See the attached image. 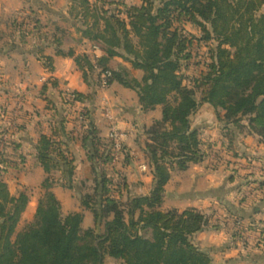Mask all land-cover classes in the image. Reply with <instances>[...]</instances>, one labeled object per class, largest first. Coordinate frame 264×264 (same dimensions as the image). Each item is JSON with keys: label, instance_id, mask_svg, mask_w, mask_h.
<instances>
[{"label": "trees", "instance_id": "trees-1", "mask_svg": "<svg viewBox=\"0 0 264 264\" xmlns=\"http://www.w3.org/2000/svg\"><path fill=\"white\" fill-rule=\"evenodd\" d=\"M140 1L138 5L126 0H78L71 8H82L77 13L80 21L94 16L84 32L77 29L84 33L81 39L98 47L101 40L107 41L97 63L87 54L77 55L68 35L76 24L68 16L54 23L51 38L57 53L69 46L67 54L75 57L94 91L73 92V99L65 96L51 134L41 136L37 156L47 174L45 192L33 219L20 230L30 196L13 195L0 175V264H106L107 257L122 264H216L194 241L209 228L208 216L197 207L164 208L167 185L174 172L187 171L210 155L201 131L193 126V117L207 104L217 111L231 143L244 133L264 142V0ZM14 25L26 43L29 25L27 29L25 23ZM211 41L217 45L209 48ZM203 47L209 48L208 56L196 62L197 48ZM16 48V43L9 47ZM37 51L46 69L54 70V58L43 48ZM120 58L141 71V79ZM193 61L201 67L197 76L185 73ZM97 68L100 74L111 71L110 84L136 90L146 112L162 110L161 118L145 129L143 151L153 172L148 195L134 194L126 177L118 184L111 169L113 143L103 136L89 106L101 86L100 79H93ZM49 83L58 86L55 78ZM49 83L42 88L43 95L48 94ZM46 100L53 104L51 98ZM78 105L82 108L72 115ZM77 114L87 119L84 135L78 138L69 131ZM76 141L87 151L92 176L80 183L75 180L77 156L72 150ZM0 165L10 166L7 152L0 154ZM57 184L78 192L81 211L64 214L53 192ZM84 211L92 213L93 227H84Z\"/></svg>", "mask_w": 264, "mask_h": 264}, {"label": "crops", "instance_id": "crops-1", "mask_svg": "<svg viewBox=\"0 0 264 264\" xmlns=\"http://www.w3.org/2000/svg\"><path fill=\"white\" fill-rule=\"evenodd\" d=\"M15 2L19 4L17 12L23 17L18 16L13 22L19 24L25 23L26 26L32 25L35 27L37 25V19L31 17L32 15L29 11L32 10V12H35V5L49 2V0H43L42 2L40 0H15ZM127 2L129 4H141L140 0H137L136 3ZM73 6L74 3H68L64 11L62 9H56L55 11L48 12L49 17L53 20L52 23L54 24L56 21L68 16ZM20 8L24 10L21 11ZM25 10L29 11L25 13ZM40 11L41 14L45 12L43 10ZM49 32L43 33L45 38L41 42L45 41L46 43L42 45L23 49L21 47L25 43L23 44L21 40L14 37L12 40H15L16 44L18 42L15 50L6 49L5 51L0 49V74H5L3 78L0 77V87L2 88V91L0 89V154L7 152L10 158V166L8 168L0 165V175L8 184L13 195H19L22 192L28 191L30 201L22 220L30 218L29 222L33 219L39 201L45 192L42 184L47 174L40 165L37 156V145L41 136L43 134H51L53 127L56 125L55 117H57L58 111L61 112L64 107L66 92L78 91L88 94L94 91V88L85 81L75 57L67 54L69 47L66 45V48H64L63 46L62 48L66 52L58 54L57 44L50 38L51 35H49ZM81 38L74 39L73 42L75 44L72 42L77 55L87 54L93 62L94 57L98 56L100 58L104 54V51L94 45L92 41L87 38ZM87 47H89V50L84 49ZM39 48H43L45 55L54 58V70L46 69L43 62L38 58L37 50ZM33 60L36 61L33 63ZM120 61L123 62V59L120 58ZM129 68L133 70V73L137 71L138 74H141V71L135 70L130 63ZM9 73L10 77L8 78L6 75ZM51 78L58 80L57 87H53L49 83ZM93 79H100L99 69H94ZM47 83L50 85V90L48 94L43 95L42 88ZM60 92H63V94ZM47 97L53 100V104L48 103L46 100ZM89 106L94 110L95 121L104 137L109 139L111 124H116L121 129L132 130L125 141V148L127 150L126 157L122 159L117 168L124 172L125 177L128 175L126 171L129 170V175L126 179L134 194H150L153 188V172L141 170V164L147 160H139L141 157L139 152L141 153L140 148L143 151L144 145L142 142L147 140L145 129L154 120L161 118V108L146 112L140 104L137 91L119 83H113L106 89L98 86L96 100L92 104H89ZM207 106H203L193 117V126L201 131L203 134L202 137L209 133L211 126L214 127L213 120L209 119L207 121L205 119L207 118V114L204 108L207 110ZM80 108H82L81 105L73 108L72 113L67 108V112L74 115L75 111ZM75 119L70 121L69 131L76 138L82 137L84 135L83 124L79 125ZM209 122L212 123L209 124ZM139 133L141 135H138ZM221 134L222 136L223 134L225 135L222 132ZM241 136L237 138L236 146H239L242 152L247 154L251 153L254 157L256 156V152L260 156L261 154L263 155L260 147L264 145V142H261L252 134L248 135L244 133L243 137ZM205 148L207 149V147ZM72 150L77 156L75 180L80 183L77 175L79 176L80 169L89 170L90 163L88 161L87 151L83 148L81 142H74ZM231 160L226 164L223 163L219 168H215L209 166V161L212 160L210 156H207L204 162L193 164L187 171L174 172L167 185L164 204V208L166 209L197 207L208 216L210 222L209 228L197 234L195 239L198 240V246L202 250L213 256L216 264H223L227 261L233 264H245L246 262L244 261H248L250 257L245 258L244 255L243 258L244 253L241 254V252H246L247 247L251 248L249 250H252L253 246L254 248L255 246L258 247L257 241L260 237L264 236V228H259L258 221L252 217L253 212L247 213L244 209V206L246 208V204L242 203L240 206L237 204L239 199H234L235 195L231 190L233 191L235 186H232V188L230 186L232 182L234 184L235 177L233 174L236 172L232 173V176L230 175V170L235 167L234 160ZM262 168L264 169V166L260 169ZM2 169L5 170L2 171ZM216 170L219 171L216 173H221L224 176V179L220 182H215L216 180H214L216 178ZM239 171L242 172L243 170L240 168ZM60 175L57 172V177L60 178ZM53 192L62 202L63 210L64 208L72 210V212L82 210L80 197L75 190L57 184L53 188ZM261 200H263V197ZM228 202L234 203V205H229L232 212L230 210L228 212L223 210L224 205ZM217 205H220L221 208ZM217 209H219L221 216L225 215V217H228L230 215L229 217L238 219L239 221L236 222L241 224L242 227H245L243 232L237 229L241 226L238 225L237 228L235 227V237L230 236V239H226V235H228L227 230L222 228L219 223H216L218 222L216 216ZM257 210L256 213H258ZM227 213L229 215H226ZM240 217L243 221H241ZM246 220L252 223L250 229L249 226L244 224ZM227 225L229 226L230 223ZM247 232L260 235L256 241V245L254 243L251 245L245 241V235H247L245 233ZM239 238L242 242H240ZM253 259H255L252 260L253 264H264V255L257 254Z\"/></svg>", "mask_w": 264, "mask_h": 264}, {"label": "rangeland", "instance_id": "rangeland-1", "mask_svg": "<svg viewBox=\"0 0 264 264\" xmlns=\"http://www.w3.org/2000/svg\"><path fill=\"white\" fill-rule=\"evenodd\" d=\"M40 1L42 2L43 0H40ZM90 1H92L93 3L95 2V0H90ZM127 1H129L130 3H136L137 2V0H127ZM68 3L69 4H71V3L75 4V3H78V0H73V1L72 0H49V2L38 3L37 5H35V10H36L35 12H32L31 10L30 11L25 10V13L29 11L32 15L31 17H35L37 19V21H39V22L41 21V23H39V27L34 29V30L32 29L33 28L32 25H29L30 29H27L28 25L25 26V28L27 29V31L29 33H27V34L25 33L26 34V39H25L26 43L21 48L26 49V47H28V48H31L32 46L36 47L37 45H42V44L46 43L45 41L41 42V40L45 38L43 33H48V31H50L49 35H51L53 30H55V28H56V26L52 23L53 20L49 17L48 12H52L53 10L55 11L56 9H59V10L62 9L64 11L66 4H68ZM79 7L80 6L78 5L77 10H75V11H74V9L71 10V11H73V15H70V14L68 15V17L71 19L72 24H76L75 27L70 28V33L68 34L73 39L81 38L84 35V33H83L84 30L87 29V27L89 25H91V23H93V21H94V16L92 14H90L88 16L87 20L80 21L79 19H77V17H78L77 13L80 11L82 13V11H83L82 8H79ZM18 8H19V4H17L15 2V0L14 1H12V0H0V49H3L5 51H6V49H9L10 45L15 43V40L14 41L12 40V39H14V37L18 40H23L22 35L20 34V31H19L20 29H17L14 25V22H13L16 18H18V16L23 17L22 15H19L20 14L19 12H17ZM20 10L23 11L24 9L20 8ZM40 10H43L45 12L43 14H41ZM85 21H86V23H85ZM83 23H85V24H83ZM37 25H38V22H37ZM77 29H81V31H83V32H81V31L79 32ZM30 31H31V33H30ZM101 42L102 43L99 44L100 47H102V48L107 47L108 44H107L106 39L101 40ZM17 44H18V42H17ZM90 45H91V43H90ZM216 45H217L216 41H211L209 44V48L212 46H216ZM64 48H66V45L64 46ZM209 48H204V47L203 48H197L195 61L202 63L204 57L208 56L207 51L209 50ZM84 49L89 50V47L84 48ZM82 51H84V50L82 49ZM200 51H202V52H200ZM204 53H206V56L204 55ZM34 61H36V60H33V63H34ZM195 61H193V63L190 65V67H185V73H187V75H189V76L190 75L197 76L200 74L201 67ZM124 62H126V61L123 60L122 65L124 67H128V69L131 70V68H129V63L128 62L124 63ZM131 71H132V74H134L135 78L141 79L142 72H141V74H138L137 71H135L134 73H133V70H131ZM10 73L6 75L8 78L10 77ZM3 75H5V74H0V77L3 78ZM36 76H38V75L36 74ZM190 80H187V81L189 82ZM0 89L2 91L1 87H0ZM60 93L63 94V92H60ZM66 93H65V96H67ZM207 105H208L207 110H206V108H204V111H206V114H207V118H205V119H207V121L210 119V120H213V122H214V127L211 126L209 133L206 134L204 137H202L205 140L204 141L205 147H207V149L209 150V153H210L209 156L212 160V161H209V163H210L209 166L219 168L223 163L226 164L229 161H232L231 159L234 160V162H235L234 166L235 167L232 170H230V175L232 176V173L236 172L235 174H233L235 177V181H234V184H232L233 182L231 183L230 187L232 188V186H235V189L232 191L230 188V190L235 195L234 199H236V200L239 199V201L237 203L238 205L241 206L242 203L246 204V208L244 206V209L247 211V213H252L258 209L257 210L258 213H253L252 217L255 218L256 221H258L259 228L261 227V229H263L264 228V169L263 168L260 169V168L262 166H264L263 165L264 164V145H262L260 147L261 151H263V155L261 154V156L259 154H256L257 152L255 153V155H256L255 157L251 153L247 154V153L242 152L241 148L239 146H236L237 142L231 143L228 135H226V134L225 135L223 134V136H222L221 132L225 133L224 132L225 126L222 122H220V120L218 118L217 111L211 105H209V104H207ZM210 123H212V122H209V124ZM219 124H220V126H219ZM245 134H248V133H245ZM138 135H141V134L139 133ZM243 135L242 136L240 135V136L243 137ZM137 139H138V137H137ZM146 141L147 140H144L142 142V144L144 146L146 144ZM131 145H132V143H131ZM140 151H141V153L139 152V155L141 157L139 158V160L146 159L147 161H144V163L148 167L147 171L152 172V169L150 167L151 166L150 160L146 157V155L144 154V152L142 151L141 148H140ZM234 154L235 155L237 154V156H234ZM238 159H240V160H238ZM149 164H150V166H149ZM117 167H118V165L112 166L111 169H114L113 171L117 173V175H116L117 179L116 180H117L118 184H121V182L124 181V179H125V176H124L125 174H123L124 172L122 170H119ZM240 168L243 170L242 172L239 171ZM218 170L215 171V175H216L215 176L216 178L214 179V180H216L215 182H220L224 179V176L221 173H216ZM126 173H128V175H129V170H127ZM128 175H126L127 178H128ZM87 177L88 178L92 177L91 176V168L89 170L80 169V174H79V176L77 175L78 181L82 182ZM114 192H116V191H114ZM77 194H78V192H77ZM115 195H116V193H115ZM259 195H260V197H259ZM123 196H124L123 197L124 200L127 199V194H123ZM262 197H263V200H261ZM180 203H182V202H180ZM229 205L230 206L234 205V203L233 202L226 203L224 205V209H223L225 212H228L229 210L232 212ZM217 206L221 208L220 205H217ZM217 211L218 212H216V216H217L218 222H216V223H219V225L222 228H225V230H227L228 235H226V237H227L226 239H230V236H232L234 238L235 237L234 236L235 229L238 227V225H241V224L236 222L237 221L236 218L229 217L230 215L228 213L226 215H229V216L225 217V215L221 216L219 209H217ZM70 212H72V210H67L64 208V214L68 215ZM213 213H215V212L213 211ZM84 214H85L84 227L85 228L93 227L95 223H94L93 215L91 214V212L90 211H84ZM229 218H230V220H228ZM29 219L30 218H25L24 220H21V222L18 226L19 230L22 229L29 222ZM240 219H241V217H240ZM219 221H221V222H219ZM241 221H243V220L241 219ZM228 223H230L229 226L231 228L227 225ZM244 224L246 226H249V229H250V225L252 223L249 222L248 220H246ZM237 229H239L240 231L242 230V232H243V229H245V227H242V225H241ZM245 234H247V235H245V241H247L249 244L252 245L254 243L256 245L258 242V244H257L258 247L255 246V248H254V246H253L252 250H249L251 248L247 247L245 250L246 252H241V254L244 253L243 258H244V255H245V258L250 257L248 259V261H244V262H246L245 264H253L252 260H255L253 258L257 254L264 255V254H262V253H264V236L259 238V236H260L259 234H254L251 232H247ZM258 238H259V240L257 241ZM194 241L198 245V243H199L198 240L194 239ZM240 242H242L241 239H240ZM106 264H122V261L115 259V258L107 257Z\"/></svg>", "mask_w": 264, "mask_h": 264}, {"label": "built area", "instance_id": "built-area-1", "mask_svg": "<svg viewBox=\"0 0 264 264\" xmlns=\"http://www.w3.org/2000/svg\"><path fill=\"white\" fill-rule=\"evenodd\" d=\"M98 58H99L98 56L94 57L93 62L97 63ZM111 75H112L111 71L100 74L101 88L106 89L110 87L111 85L110 76ZM44 80L46 81V79ZM67 95L71 99L74 98L73 91L68 92ZM86 120L87 119L83 115L81 114L78 115L77 122L79 125H82L84 122H86ZM131 132H132L131 129L125 130V129L119 128L116 124H111L109 139L112 141L113 149H114L111 166H117L122 161V159L126 157L127 150L125 148V141L127 140L129 133ZM147 168L148 167L145 163L141 164L142 171H147Z\"/></svg>", "mask_w": 264, "mask_h": 264}]
</instances>
